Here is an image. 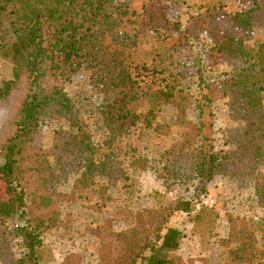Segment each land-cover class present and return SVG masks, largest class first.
I'll list each match as a JSON object with an SVG mask.
<instances>
[{
	"label": "trees",
	"instance_id": "1",
	"mask_svg": "<svg viewBox=\"0 0 264 264\" xmlns=\"http://www.w3.org/2000/svg\"><path fill=\"white\" fill-rule=\"evenodd\" d=\"M146 1L139 11L129 0H0V59L11 66L0 78L3 263L40 264L43 234L59 225L64 202L103 211L114 193H131L135 173L148 168L167 187L193 186L198 197L216 175L252 183L264 206V37L257 35L264 0H231L232 11L205 5L185 23L171 14V0ZM146 34L156 40L148 60H131ZM82 71L89 73L87 91L73 94L68 86ZM216 100L234 123L222 134L227 149L205 133ZM191 107L197 121L188 118ZM47 122L60 124L48 147ZM73 174L70 192H61ZM192 204L182 195L136 220L123 232L137 237L138 249L111 264H180L172 252L183 233L168 219ZM221 243L232 264H264L243 218L231 220Z\"/></svg>",
	"mask_w": 264,
	"mask_h": 264
},
{
	"label": "rangeland",
	"instance_id": "2",
	"mask_svg": "<svg viewBox=\"0 0 264 264\" xmlns=\"http://www.w3.org/2000/svg\"><path fill=\"white\" fill-rule=\"evenodd\" d=\"M171 1V14L178 16L183 23L187 21L189 12L193 13L205 5L220 2L229 11L237 9L236 3L231 0ZM129 3L139 11L148 6L146 0H129ZM257 35L264 37V31L259 29ZM139 42V52L131 54V60H148L146 51L149 50L150 43H156V40L151 34H146L140 37ZM250 44L254 46L253 42ZM10 67L0 59V78L9 76ZM88 77L87 71L80 72L70 83L68 90L73 94L76 91H87ZM192 92L197 94L194 84ZM91 102L95 104V98H91ZM209 111L211 114L207 112L204 117L205 133L212 137L217 149L229 148L222 134L225 129L234 126V123L228 116L224 101L216 100ZM90 113V121H96L94 111ZM84 115L89 118L87 114ZM197 117V109L191 107L188 110V118L197 121ZM5 118V114L0 112V123ZM94 123L96 137H100L98 122ZM59 125L56 122H47L43 126V143L46 147L52 142L53 129ZM260 170L264 172V166H261ZM77 176L78 174L69 176L59 190L69 193ZM134 178L136 183L132 192L114 193L109 208L103 211L83 204L64 202L61 206L59 225L43 234L40 264H101L103 261L111 264L114 258L121 257L124 260L132 251L138 249V245L137 237L132 235L133 233L125 234L123 231L130 229L136 220H141L142 223L146 221L150 210L162 203L173 202L182 195L193 201L191 209L189 212L174 211L168 219L169 226L183 233L180 247L172 252L180 264H232L227 261V249L221 241L227 237L230 222L236 217L251 223L256 247L259 250L264 249V206L259 204L252 183L239 184L235 178L224 174L216 175L206 183L204 195L198 197L193 186H189L187 190L181 185L167 187L154 168L137 172ZM105 224L110 226L112 233L101 229ZM110 246L113 251L109 249ZM13 251L15 254L22 251L18 240ZM0 264L5 263L0 259Z\"/></svg>",
	"mask_w": 264,
	"mask_h": 264
},
{
	"label": "built area",
	"instance_id": "3",
	"mask_svg": "<svg viewBox=\"0 0 264 264\" xmlns=\"http://www.w3.org/2000/svg\"><path fill=\"white\" fill-rule=\"evenodd\" d=\"M206 203H207V201H206Z\"/></svg>",
	"mask_w": 264,
	"mask_h": 264
}]
</instances>
